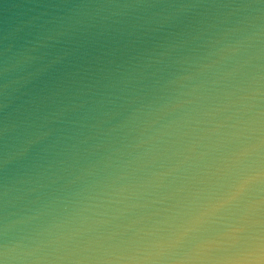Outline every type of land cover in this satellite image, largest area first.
I'll list each match as a JSON object with an SVG mask.
<instances>
[{
	"label": "clouds",
	"instance_id": "clouds-1",
	"mask_svg": "<svg viewBox=\"0 0 264 264\" xmlns=\"http://www.w3.org/2000/svg\"><path fill=\"white\" fill-rule=\"evenodd\" d=\"M0 264H264V0H0Z\"/></svg>",
	"mask_w": 264,
	"mask_h": 264
}]
</instances>
